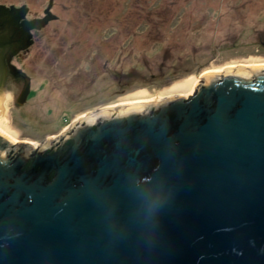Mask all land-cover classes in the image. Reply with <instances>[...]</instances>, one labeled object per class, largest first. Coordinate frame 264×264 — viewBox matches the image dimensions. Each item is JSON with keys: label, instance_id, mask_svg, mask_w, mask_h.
Listing matches in <instances>:
<instances>
[{"label": "water", "instance_id": "obj_1", "mask_svg": "<svg viewBox=\"0 0 264 264\" xmlns=\"http://www.w3.org/2000/svg\"><path fill=\"white\" fill-rule=\"evenodd\" d=\"M53 7L0 5V96ZM87 123L66 156L0 137V264H264V67Z\"/></svg>", "mask_w": 264, "mask_h": 264}, {"label": "rangeland", "instance_id": "obj_2", "mask_svg": "<svg viewBox=\"0 0 264 264\" xmlns=\"http://www.w3.org/2000/svg\"><path fill=\"white\" fill-rule=\"evenodd\" d=\"M49 1L0 5L28 6L32 20ZM52 13L58 20L17 60L36 72L33 99L16 108L21 90L11 85L2 96L0 128L16 142L59 136L76 102L73 123L122 102L186 96L172 88L188 79L198 86L209 72L264 66V0H54Z\"/></svg>", "mask_w": 264, "mask_h": 264}, {"label": "flooded vegetation", "instance_id": "obj_3", "mask_svg": "<svg viewBox=\"0 0 264 264\" xmlns=\"http://www.w3.org/2000/svg\"><path fill=\"white\" fill-rule=\"evenodd\" d=\"M34 41H35V34H34ZM28 52L29 51L21 52L19 55H17L13 59L12 65L16 68V72L13 73L9 70L7 83L5 85V89L7 87H9L10 85L20 88V90H21V92L19 94V96H20L23 89H24V86L26 84V79L30 80V95L28 97L27 102L24 105H19L18 104L19 96L17 97L16 108H19V109L26 107L30 103V101L33 99V94L35 95V93H36L34 88H33L34 82H35V76H36V72H35L34 68H24L25 65L20 64L17 61V60H20L22 57H24V55L28 54ZM46 83H49V80H45V84ZM77 105L79 106L80 102H76L74 104H71L68 107L69 111L67 113H65L64 117H62L61 127L62 128L66 127V129L64 130V132H62V134H60L59 136L53 137V138H48V140H46V142L39 144V145H37V144L34 145L32 143H27V142H15V143L9 142L11 144V148H10V152L8 154V157L10 159L16 161L20 157H22L23 155H26L27 157L32 159L36 155V153L42 148V146H44L46 156L54 154L55 152H58V151H61L62 156H66L68 151L71 148L70 140H71V138H72V136L76 130L86 126L88 124L87 123L88 121H91V123H89V124H93L94 121H97V123H98L99 118H101L102 116H106L107 114H112L114 116L118 112H120V110H115L114 112L107 113L105 115H101L97 118L89 119V120H88V117L87 118H80L73 123V122H70L72 119L70 117V115L72 114V109H74ZM156 105H152V106H148V107L155 108ZM63 124H64V126H62ZM0 137L4 138L1 135H0ZM9 143L0 144V147L3 150L7 151V147H8ZM18 145H20V148ZM26 147H29L30 150H26ZM28 167H29V165L26 167V170L28 169Z\"/></svg>", "mask_w": 264, "mask_h": 264}, {"label": "bare ground", "instance_id": "obj_4", "mask_svg": "<svg viewBox=\"0 0 264 264\" xmlns=\"http://www.w3.org/2000/svg\"><path fill=\"white\" fill-rule=\"evenodd\" d=\"M264 66H239V67H229L227 69H231V68H263ZM226 69V70H227ZM225 70H221V71H213V72H209L204 74V76L207 75H219L221 73H223ZM198 84V82H196V84L194 83V81L192 79H188V80H184L183 82H180L178 84H176L172 89L173 91H183L185 90V92L187 91V95L186 96H177V97H172V98H168V99H160L159 97H153L147 100H134V101H127V102H122L120 104H117L115 106H109L106 107L104 109L99 110L98 112H93L90 113L86 116H83L82 118H87L88 119H94L97 118L101 115H105L107 113H111L114 112L115 110H120V111H127V110H133V109H142V108H146L148 106H152V105H159V104H163L164 102L168 101V100H172L174 98H178V97H182V98H188L191 97L195 90H196V85ZM5 113V108H4V104H3V97L0 96V117L3 116ZM2 122L0 121V124ZM0 135L3 136L4 138H6L7 140H9L12 143L16 142V139L11 136L10 134H8L4 129L0 128Z\"/></svg>", "mask_w": 264, "mask_h": 264}]
</instances>
